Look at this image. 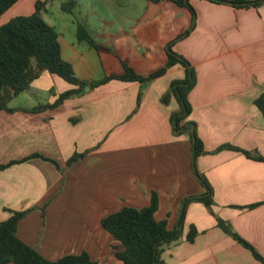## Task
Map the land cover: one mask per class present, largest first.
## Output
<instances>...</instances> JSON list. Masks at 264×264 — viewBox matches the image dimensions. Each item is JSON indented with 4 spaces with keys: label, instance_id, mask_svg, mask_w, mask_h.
Returning a JSON list of instances; mask_svg holds the SVG:
<instances>
[{
    "label": "crops",
    "instance_id": "obj_1",
    "mask_svg": "<svg viewBox=\"0 0 264 264\" xmlns=\"http://www.w3.org/2000/svg\"><path fill=\"white\" fill-rule=\"evenodd\" d=\"M38 1L46 0L34 6L20 0L0 18V27L32 14ZM69 1L83 5V0L62 5ZM99 2L111 8L112 20L101 16L99 26L86 17L82 23L109 50L80 41L78 33L71 38L58 33L63 58L83 80L123 72L121 60L140 75L150 74L167 63L168 43L192 24L191 11L172 2ZM191 4L197 26L174 50L197 74L189 94L193 110L184 121L196 124L204 143L195 165L189 132L177 135L171 123L180 110L177 99L162 101L172 82L186 76L180 64L148 84L112 80L37 112L33 109L74 88L43 72L28 91H49L47 103L0 111V164L19 161L0 171V221L26 211L18 236L47 260L87 251L96 264H124L116 256L124 247L103 227V218L126 206L146 207L157 192L156 218L176 229L185 198L206 193L196 169L213 188V212L201 202L186 206L182 237L163 251V263L264 264L218 222L225 221L264 257V161L244 153L264 158V114L257 104L264 99V4ZM225 145L236 149L219 150ZM76 153L87 154L68 166ZM192 227L197 235L189 241Z\"/></svg>",
    "mask_w": 264,
    "mask_h": 264
},
{
    "label": "trees",
    "instance_id": "obj_2",
    "mask_svg": "<svg viewBox=\"0 0 264 264\" xmlns=\"http://www.w3.org/2000/svg\"><path fill=\"white\" fill-rule=\"evenodd\" d=\"M20 0H0V18ZM159 4L162 2H172L178 6L189 9L192 13V24L176 39L169 42L166 51L167 63L151 72L148 75H140L135 72L126 60H121L123 72L105 75L98 80H83L76 76L73 66L66 61L62 55L59 34L56 29L48 24L43 18V11L47 1H38L35 11L29 15H20L0 27V111H14L9 107L13 97L21 95L30 90L33 81L38 79L43 72L57 75L69 82L74 88L57 95L55 102L40 105L33 111L41 112L49 108H57L66 100L82 96L91 89L98 88L112 80L126 82H139L143 85L162 77L167 71L177 64L186 68V76L182 80L172 82L169 91L163 96L164 104H169L172 97L179 103L180 110L171 116V123L175 134L181 135L189 132L193 143V163L197 157L205 152L204 143L197 133L194 122H184L192 113V105L189 94L197 84L196 70L190 61L174 50V45L187 38L197 26V11L191 4V0H147ZM213 3L227 4L236 8H259L264 4V0H208ZM76 6L75 1H69L62 5L64 11L72 12ZM78 39L86 41L91 47L97 50H109L102 44L95 41L88 28L82 23H78ZM54 92V90H51ZM143 91L140 92L138 103H140ZM258 106L264 114V99L257 101ZM224 148L236 149L233 146L225 145ZM249 158L264 161L261 156H253L250 152L244 151ZM87 153H76L67 162L68 166L73 165L83 159ZM31 158H43L40 155H33ZM59 170V164L53 160ZM14 161L6 165L0 164V171L10 165L17 163ZM195 174L201 184L205 187L204 195L188 196L184 200L183 213L179 219L178 227L174 230L168 228L167 220H158L156 213L159 209V195L152 193L150 205L142 208L126 206L120 211L112 213L103 218V227L120 242L124 250L117 251L116 256L124 264H164L161 260L163 251L171 244L177 242L183 234V227L186 215V206L191 202L203 203L213 212V188L205 176L195 169ZM264 204V202H263ZM256 206V205H254ZM252 206V207H254ZM27 212H12V216L0 221V264H96L91 259L87 251L79 255H67L57 261L47 260L36 248L31 247L18 236V226ZM219 226L227 233L231 234L239 243L251 250L254 256L264 263V257L246 240L236 234L231 227L222 219H218ZM197 235L195 227L191 228L188 240L193 241Z\"/></svg>",
    "mask_w": 264,
    "mask_h": 264
},
{
    "label": "rangeland",
    "instance_id": "obj_3",
    "mask_svg": "<svg viewBox=\"0 0 264 264\" xmlns=\"http://www.w3.org/2000/svg\"><path fill=\"white\" fill-rule=\"evenodd\" d=\"M35 1L36 0H25L24 3H27V5L31 6L35 3ZM46 1L48 10L43 11L44 20L48 24L55 26V29L58 33L64 32L69 38L73 37L78 32V23H82V20L86 17H88L91 21L94 20L96 25L99 26H102L99 22H97L101 16L108 20H112V17H114L111 8L106 7L101 2H99V0H83V5L74 7L71 13L64 11L61 8V5L65 2V0ZM111 26L117 27L115 23H112ZM50 95L51 93L49 91L33 89L31 91L23 92L17 97H14L10 101L9 105L12 107H29L37 103L45 104L49 101Z\"/></svg>",
    "mask_w": 264,
    "mask_h": 264
}]
</instances>
